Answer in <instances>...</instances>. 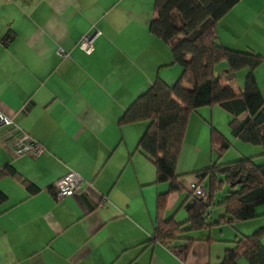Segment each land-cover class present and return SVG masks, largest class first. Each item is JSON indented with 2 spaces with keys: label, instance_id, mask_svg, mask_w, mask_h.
I'll return each instance as SVG.
<instances>
[{
  "label": "crops",
  "instance_id": "crops-1",
  "mask_svg": "<svg viewBox=\"0 0 264 264\" xmlns=\"http://www.w3.org/2000/svg\"><path fill=\"white\" fill-rule=\"evenodd\" d=\"M153 6L154 0H0V113L15 122L0 125V166L10 165L34 186L0 178V264H218L238 239L264 227L263 205L247 220L189 227L165 241L154 237L156 196L167 193L163 218L184 221L190 181L180 178L182 192L154 182V165L138 146L146 122L118 124L156 78L170 84L181 70L148 29ZM92 27L99 34L85 53L77 41ZM216 32L224 46L260 55L254 77L264 98V0H238ZM245 74V68L235 72V93ZM230 118L217 105L190 112L177 174L212 162L264 159L259 146L232 135ZM210 128L228 141L223 152L210 144ZM30 138L43 145L40 154L14 153L18 141ZM69 169L83 182L75 195L56 198L53 182ZM207 228L206 235L187 233Z\"/></svg>",
  "mask_w": 264,
  "mask_h": 264
},
{
  "label": "trees",
  "instance_id": "trees-1",
  "mask_svg": "<svg viewBox=\"0 0 264 264\" xmlns=\"http://www.w3.org/2000/svg\"><path fill=\"white\" fill-rule=\"evenodd\" d=\"M237 1L154 0L148 29L167 44L172 62L179 64L181 70L170 84L156 78L124 109L118 124L146 122L138 146L154 165V182H166L168 192L184 191L179 181L183 176L192 175L207 184L205 197H197L187 187L184 204L187 217L180 222H174L171 216L163 218L167 193L156 196L153 234L161 241L178 238L181 230L189 227L199 229L253 218L264 205V159L242 157L226 163L212 162L184 174L175 171L188 115L203 106L217 105L230 114L228 126L232 135L259 146L260 154L264 155V98L254 77V69L262 58L253 51L224 46L216 32L218 20ZM220 62L225 67L218 71ZM241 68L246 69V74L241 90L235 93L234 74ZM209 142L219 152L229 145L213 128L209 131ZM3 176H11L28 190H34L8 164L0 166V178ZM4 199L0 191V203ZM213 208L220 210L215 216L209 212ZM263 232L264 227H260L238 239L224 251L218 264H237L238 258L249 264H264V247L260 243Z\"/></svg>",
  "mask_w": 264,
  "mask_h": 264
},
{
  "label": "built area",
  "instance_id": "built-area-1",
  "mask_svg": "<svg viewBox=\"0 0 264 264\" xmlns=\"http://www.w3.org/2000/svg\"><path fill=\"white\" fill-rule=\"evenodd\" d=\"M99 34L97 28H91L83 33L77 41V46L85 53H89L93 49L94 37ZM57 52H62V49L58 48ZM0 125L8 128L15 127V122L11 117L5 116L0 113ZM14 153L20 155L23 153H31L38 155L43 151V145L36 140L30 138L26 141H18L13 148ZM83 182V177L74 169H69L67 172L61 174L53 182V193L56 198H62L64 196H72L76 194V190ZM188 188L197 197H205L207 195V189L205 188L203 181H190ZM106 200L101 199V203Z\"/></svg>",
  "mask_w": 264,
  "mask_h": 264
},
{
  "label": "rangeland",
  "instance_id": "rangeland-1",
  "mask_svg": "<svg viewBox=\"0 0 264 264\" xmlns=\"http://www.w3.org/2000/svg\"><path fill=\"white\" fill-rule=\"evenodd\" d=\"M214 149H215V147H214ZM181 180L184 181V182L191 181V179L189 178V175L188 176L181 177ZM225 188H226V185H225ZM215 214H216V212H214V214H212V215L214 216ZM213 225L214 224H212L211 226H213ZM207 231H208V228L207 229H203V230H189V231H187V233H189V235H191V234H202V235H206L207 234Z\"/></svg>",
  "mask_w": 264,
  "mask_h": 264
}]
</instances>
